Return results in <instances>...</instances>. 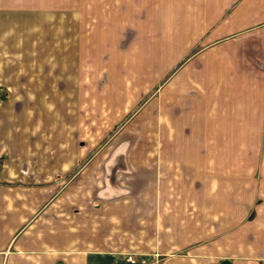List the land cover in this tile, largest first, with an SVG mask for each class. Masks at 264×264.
I'll return each instance as SVG.
<instances>
[{"label": "crops", "instance_id": "0c3cea01", "mask_svg": "<svg viewBox=\"0 0 264 264\" xmlns=\"http://www.w3.org/2000/svg\"><path fill=\"white\" fill-rule=\"evenodd\" d=\"M67 1L40 9L77 12V62L69 44L56 66L81 114L61 83L28 80L63 74L30 64L24 39L1 78L35 93L21 119L0 111V264H264V0ZM91 90L105 99L86 120Z\"/></svg>", "mask_w": 264, "mask_h": 264}, {"label": "rangeland", "instance_id": "374dc122", "mask_svg": "<svg viewBox=\"0 0 264 264\" xmlns=\"http://www.w3.org/2000/svg\"><path fill=\"white\" fill-rule=\"evenodd\" d=\"M23 1L25 2V0ZM26 1L39 3L41 4V6L39 5V7H37L38 9H31V10H5V9L3 10V8L7 6L8 0H0V8L3 7L2 9H0V111L1 109L4 111V108L5 110L9 111L11 108L12 109V119L13 120H15V118L21 119V113L19 112V110L22 105L24 107V100H25L24 95L27 94L28 99L30 100H32V98L34 97L33 94L35 92L33 90H24V88L20 89V86L18 85L16 89L14 87V89L12 88L11 91H8L9 86L5 85L1 79V78L6 77L4 75V71L5 69L7 70L9 66L17 71L18 68L20 67L19 64L25 62V59L20 58V53H19L20 51L23 52L25 49V48L22 49L19 46L20 39L21 40L24 39L26 40L27 43L30 42L31 47L30 48L29 46L27 47L29 51L40 54V55H34V56H37L36 58L37 61H35L34 59H28L27 61L30 64L38 63L40 67H45L42 65L48 63L50 65L49 67L50 69L52 68V70L54 71L55 69L58 68L63 74V76H61L60 74H57L56 72L52 73L49 76H47L46 74H34V75H30L29 77L31 78L28 80L39 84V83H43L45 80H47V78L48 80L50 78L51 79L50 81L54 82V88L55 87L57 88L58 83H61L62 85L60 86L61 88L57 90V92L60 91L59 102L61 103V106H62V103L64 104L65 110L68 111L69 114H72V111L76 109L74 113L75 118H76L77 114H81V112L77 110L79 106L78 103H75L74 105H72L71 101L69 102V101L62 100L63 98H67V99L71 98L72 94L70 91H66V92L63 91L65 80H66V75L64 71H68V70L67 68H59L56 66L57 61H58L56 60V55L60 53L61 50L62 52H64V54H67L68 51H70L71 49V48L70 49L67 48V46L69 44H73L74 49H71L72 51L67 55L69 57L70 55L73 54L75 58V62H77L76 51H77L78 44L76 43L75 40H74V43H72L73 42L72 41L71 43L68 44L71 38L68 40L65 38L66 31L70 29V27L68 26L69 22H72V19H74L73 16L77 12L72 15L71 14L68 15L67 12L63 10L57 9L58 11L57 10L54 11V9H49V8L43 9V10L40 9L41 7H45V6L54 7L55 9L60 8L61 5H57V4L67 3L68 2L67 0H26ZM14 2H16V0H14ZM74 35H78V32L76 31ZM59 61H61V59ZM93 61H96V58H94ZM21 74L22 73H18V72L12 73V74L8 73V76H10L12 80H15L18 84H20L24 82V80H21L20 82V79H22L20 78L22 77ZM92 77H97L100 79L103 77V75L101 74L93 75L92 74L91 82L94 84L95 80L93 81ZM27 89H30V88H27ZM10 93L12 94L11 97L9 96ZM101 93L96 90H91L86 95L88 99L86 106L90 104V109H88V107L86 106L84 107L85 111L89 112L88 114H85L86 120L94 116L95 105L98 102H100V99H105L104 97L101 96ZM80 96L81 94H79V98ZM5 99H8L7 103L10 105L8 104L4 105V103H2V100H5ZM13 106H15L16 108ZM29 109L34 110L37 108L35 107L28 108V110ZM80 109H83L81 105H80ZM131 116H132V113L128 117L130 118ZM0 118H1V113H0ZM39 120L40 119H38L37 121ZM125 120L124 121L122 120L121 123L117 124L115 128L111 129L108 132L109 134L105 136L103 141L102 139H100L101 141H100V144L97 146V148L104 146L110 141L116 139L117 135L124 128L126 124ZM18 124L20 125L21 121H19V123L16 124V127L18 126L20 128L21 125L19 126ZM84 126H86V123L84 124ZM63 130L71 131L70 129L66 127H64ZM90 134L94 136L96 134L95 129L92 128ZM100 134L101 133L98 132L95 137L98 139ZM77 139H76L77 142L75 141V145H78ZM95 140L92 137V139H90V142H94ZM4 147L5 145L2 142H0V148L3 149ZM79 165L72 172L61 171L60 174L54 178V180L57 181V182L55 181L57 187L54 188L55 189L54 195H56L57 191L58 192L65 191L66 187L72 184L73 179L77 176V174L80 173ZM127 225L130 228L137 227L139 229L141 228L143 224L141 223L140 220L134 219L133 216H130L127 220Z\"/></svg>", "mask_w": 264, "mask_h": 264}]
</instances>
